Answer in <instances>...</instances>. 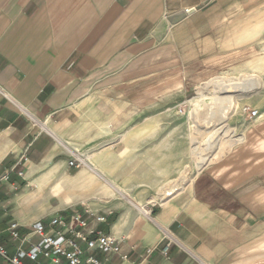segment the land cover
<instances>
[{
    "label": "crops",
    "instance_id": "1",
    "mask_svg": "<svg viewBox=\"0 0 264 264\" xmlns=\"http://www.w3.org/2000/svg\"><path fill=\"white\" fill-rule=\"evenodd\" d=\"M251 18V0H0V211L81 203L89 229L121 240L97 252L106 264H264V116L162 203L98 182L117 184L125 120L203 82ZM11 214L25 233L39 221Z\"/></svg>",
    "mask_w": 264,
    "mask_h": 264
},
{
    "label": "rangeland",
    "instance_id": "2",
    "mask_svg": "<svg viewBox=\"0 0 264 264\" xmlns=\"http://www.w3.org/2000/svg\"><path fill=\"white\" fill-rule=\"evenodd\" d=\"M251 12L250 34L229 36L235 37L236 49L226 52L227 60L218 67L203 68V82L187 90L175 87L153 110L125 120L120 134L123 145L106 163L117 184L99 175L103 188H115L114 196L135 204L162 203L193 183L206 166L248 140L264 116V0H251ZM245 106L258 109L259 116L251 119ZM86 162L91 165L86 159L82 168L89 166ZM47 206L35 201L29 208L0 211L1 242L12 251L7 233L11 213L47 222L83 208L81 203L64 204L60 196L52 197Z\"/></svg>",
    "mask_w": 264,
    "mask_h": 264
},
{
    "label": "built area",
    "instance_id": "3",
    "mask_svg": "<svg viewBox=\"0 0 264 264\" xmlns=\"http://www.w3.org/2000/svg\"><path fill=\"white\" fill-rule=\"evenodd\" d=\"M251 119L259 116V110L244 107ZM85 159L75 153L69 161L71 166H81ZM105 216H98L103 222ZM89 221L79 212L70 220L63 215L54 216L49 221L39 220L27 227L18 221H11L7 227L10 251L2 242L0 234V264H106L97 252L106 256L120 252L121 240L104 234L97 228H88ZM12 253V254H11Z\"/></svg>",
    "mask_w": 264,
    "mask_h": 264
}]
</instances>
